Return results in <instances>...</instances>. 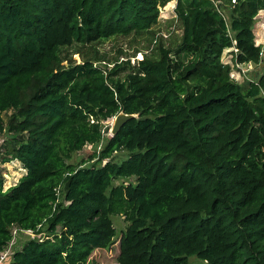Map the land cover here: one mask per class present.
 I'll return each mask as SVG.
<instances>
[{
	"label": "trees",
	"instance_id": "trees-1",
	"mask_svg": "<svg viewBox=\"0 0 264 264\" xmlns=\"http://www.w3.org/2000/svg\"><path fill=\"white\" fill-rule=\"evenodd\" d=\"M168 1L0 0V163L25 170L6 188L0 172V252L13 230L40 234L4 264H87L113 215L116 264H264V0H176L175 47L102 65L98 43L151 41ZM249 62L241 87L231 69ZM120 111L138 117L110 136ZM86 144L101 147L70 163Z\"/></svg>",
	"mask_w": 264,
	"mask_h": 264
},
{
	"label": "rangeland",
	"instance_id": "rangeland-1",
	"mask_svg": "<svg viewBox=\"0 0 264 264\" xmlns=\"http://www.w3.org/2000/svg\"><path fill=\"white\" fill-rule=\"evenodd\" d=\"M176 0H170L160 7L157 23L153 26L154 36L151 41H146L141 36L122 37L116 36L103 40L96 46L99 50V54H103L106 58V62H102L108 68L113 65L111 63L115 58L118 62L122 60H129L131 64H134L137 59H140L144 54H149L154 51L156 41L160 38L162 42L171 47H175L179 41L181 29L176 19L175 13ZM253 32L255 36V44H259L264 48V10H260L254 19ZM80 46L77 43L72 44L66 48L65 54L71 56L76 62L81 61V55L77 52ZM234 47L225 48L221 54V61L224 63H230L234 65ZM66 63V61H64ZM230 76L233 80L237 81L241 87L247 85V81L254 78V71L251 69L250 64L239 63L231 69ZM6 119L7 113L3 114ZM113 118H109L103 121V128L107 129L108 135L110 134L111 124ZM8 135L6 133H0V151H2L1 145L4 139ZM101 144L93 146L86 144L80 151L74 152L69 159L70 163L78 164L82 159L86 160L95 150H99ZM126 151L118 152L115 156L117 159H122L126 156ZM0 172L4 177V187H8L17 182L20 176L25 173V170L21 167V164L12 160L6 163H0ZM124 181L126 179H123ZM118 180L116 182H120ZM112 222L116 229V235L107 247L96 248L90 254L87 264H116L117 256L119 253V238L121 233L125 230L127 222L124 220L123 215H113ZM40 234L31 231H16L14 238L10 243V253L14 249L20 248L23 241L31 237H39ZM188 264H200V260L195 255L188 256Z\"/></svg>",
	"mask_w": 264,
	"mask_h": 264
},
{
	"label": "water",
	"instance_id": "water-1",
	"mask_svg": "<svg viewBox=\"0 0 264 264\" xmlns=\"http://www.w3.org/2000/svg\"><path fill=\"white\" fill-rule=\"evenodd\" d=\"M251 69L255 67L254 62H249ZM134 117H138V114L135 113H125L123 111L118 112L116 115H114L112 124H111V129H110V136H113L115 133L119 131L121 126L129 119H132Z\"/></svg>",
	"mask_w": 264,
	"mask_h": 264
},
{
	"label": "built area",
	"instance_id": "built-area-1",
	"mask_svg": "<svg viewBox=\"0 0 264 264\" xmlns=\"http://www.w3.org/2000/svg\"><path fill=\"white\" fill-rule=\"evenodd\" d=\"M232 2H234V0H232ZM262 54V52L260 53ZM26 231H30V230H26ZM16 230H13V238H14V234H15ZM13 238L11 239V241L13 240ZM9 242L8 246L6 247V249H4L3 251L0 252V264H4V262L7 260V258L11 255L10 253V243Z\"/></svg>",
	"mask_w": 264,
	"mask_h": 264
}]
</instances>
